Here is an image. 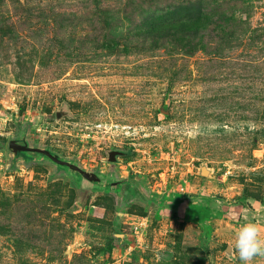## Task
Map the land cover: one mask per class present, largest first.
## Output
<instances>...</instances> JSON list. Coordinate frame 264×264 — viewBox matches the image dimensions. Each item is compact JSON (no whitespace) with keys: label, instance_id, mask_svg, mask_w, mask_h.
Wrapping results in <instances>:
<instances>
[{"label":"rangeland","instance_id":"obj_1","mask_svg":"<svg viewBox=\"0 0 264 264\" xmlns=\"http://www.w3.org/2000/svg\"><path fill=\"white\" fill-rule=\"evenodd\" d=\"M25 124L103 175L129 152L163 205L10 168ZM247 222L264 239V0H0V264H243Z\"/></svg>","mask_w":264,"mask_h":264},{"label":"water","instance_id":"obj_2","mask_svg":"<svg viewBox=\"0 0 264 264\" xmlns=\"http://www.w3.org/2000/svg\"><path fill=\"white\" fill-rule=\"evenodd\" d=\"M67 114V110L61 108L55 112V118L59 119ZM28 128L29 124L20 127L17 137L8 142L7 152L10 156V168L13 169L18 164L27 163L48 165L53 168L54 176H65L71 179L81 196L89 191L113 192L114 195H117L124 184H132L140 191L145 200H154L150 199L148 191L141 183L132 179H119L117 177L113 167L114 163L118 157L129 155V152L122 150L108 151L107 161L111 164V170L109 175H103L102 173L82 168L76 159L66 158L53 151L50 147L34 146L28 140ZM200 173H206L205 168H202Z\"/></svg>","mask_w":264,"mask_h":264},{"label":"clouds","instance_id":"obj_3","mask_svg":"<svg viewBox=\"0 0 264 264\" xmlns=\"http://www.w3.org/2000/svg\"><path fill=\"white\" fill-rule=\"evenodd\" d=\"M235 248L243 264H251L256 256L264 254V239L256 223L247 222L240 227L236 233Z\"/></svg>","mask_w":264,"mask_h":264},{"label":"flooded vegetation","instance_id":"obj_4","mask_svg":"<svg viewBox=\"0 0 264 264\" xmlns=\"http://www.w3.org/2000/svg\"><path fill=\"white\" fill-rule=\"evenodd\" d=\"M124 186L125 187H127V189H130V188H132V187H135L134 185H132V184H124ZM137 191V193L139 194V196H141V193H140V191L138 190V189H136ZM159 201V202H158ZM147 204H153V205H163V203H164V199L163 198H159V199H157L156 201H149V200H146L145 201ZM158 202V203H157Z\"/></svg>","mask_w":264,"mask_h":264},{"label":"built area","instance_id":"obj_5","mask_svg":"<svg viewBox=\"0 0 264 264\" xmlns=\"http://www.w3.org/2000/svg\"><path fill=\"white\" fill-rule=\"evenodd\" d=\"M120 129L123 130L124 135H130L132 133L131 127H121Z\"/></svg>","mask_w":264,"mask_h":264}]
</instances>
